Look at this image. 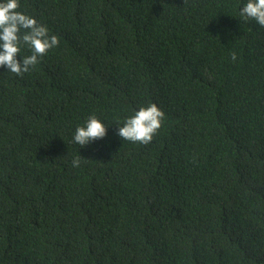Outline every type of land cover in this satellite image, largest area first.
<instances>
[{"label":"trees","instance_id":"obj_1","mask_svg":"<svg viewBox=\"0 0 264 264\" xmlns=\"http://www.w3.org/2000/svg\"><path fill=\"white\" fill-rule=\"evenodd\" d=\"M239 3L20 0L59 44L0 68V264H264V28ZM148 103L152 141L118 138ZM91 113L100 150L71 142Z\"/></svg>","mask_w":264,"mask_h":264},{"label":"clouds","instance_id":"obj_2","mask_svg":"<svg viewBox=\"0 0 264 264\" xmlns=\"http://www.w3.org/2000/svg\"><path fill=\"white\" fill-rule=\"evenodd\" d=\"M19 9L20 0H0V68L16 77L34 70L40 60L59 44L58 36L51 34L46 24ZM235 12L241 21H251L264 28V0H240ZM24 49L28 50L27 55L21 54ZM164 118V112L154 103L139 106L126 115L122 123H116L115 135L124 141L149 144ZM109 127L103 119L91 113L74 127L71 142L80 148L96 144L100 150L107 144L97 142L104 141ZM84 159L77 154L71 160L72 167H80Z\"/></svg>","mask_w":264,"mask_h":264}]
</instances>
